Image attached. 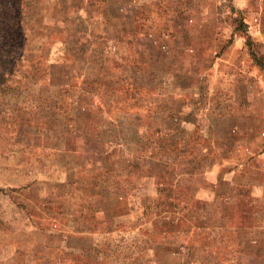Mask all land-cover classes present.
<instances>
[{"label":"rangeland","instance_id":"obj_1","mask_svg":"<svg viewBox=\"0 0 264 264\" xmlns=\"http://www.w3.org/2000/svg\"><path fill=\"white\" fill-rule=\"evenodd\" d=\"M62 2L0 0V264H264V0H140L128 66L148 69L137 39L170 40L153 65L178 91L160 132L129 108L106 172L46 141L49 68L78 31Z\"/></svg>","mask_w":264,"mask_h":264},{"label":"crops","instance_id":"obj_2","mask_svg":"<svg viewBox=\"0 0 264 264\" xmlns=\"http://www.w3.org/2000/svg\"><path fill=\"white\" fill-rule=\"evenodd\" d=\"M130 3L133 4V8H130ZM139 5L140 0H88L87 2L85 0H71V2L63 0L56 8L61 20L67 21L70 14H78V18L73 20V25L78 31L64 30L61 32L63 35L57 32L66 43V53L62 63L53 64L49 68V85L45 94L51 104L57 106L58 113L67 111L63 105L64 100L72 98L75 106H73L70 118L68 114H61L58 118H48L49 131L53 132L46 141L56 139L53 136L54 132L60 134L57 140L63 139L68 146L72 144L73 151L70 154L75 157L80 155L93 157L89 161L95 164L89 167L91 170L97 168L98 158L100 160L109 157L111 151H108L105 142L110 135V139H119L116 136L118 135L121 138L123 136L125 141L129 140V134L125 135L122 131L125 125L123 119L127 121L130 105L128 102L120 104V108H124V112L121 110L120 113L125 117L119 119L111 117V111L119 107L116 101L122 97V94L118 95L117 92L111 90L116 87L123 90L125 87L123 84H127L128 81L126 73L130 67L128 57L123 53V44L126 46L134 40L133 19L138 13ZM161 42L171 44L170 40L165 39H137V50L140 53L145 54L149 50V54L145 56L149 65L148 69L143 72H138L133 66L129 71L130 81L133 79L136 85L143 86L144 91L152 95L150 100L143 99L140 102L142 108L139 109H144L146 114L143 117L149 122L147 128L152 127L153 130L160 129L162 122H170L167 119L164 121L161 119V93L178 91L176 82L173 81L175 85L173 86L167 77V82H162L164 76L162 77L160 70L153 65L158 59L156 45ZM168 53L163 54L165 56ZM174 71L171 70V73ZM84 80L105 84L108 88V95L104 94L103 100L99 102L94 95L84 91L79 92L81 81ZM167 93V97L172 100ZM145 109H152V113H148ZM57 126L60 131L55 129ZM115 129H118L119 134ZM250 138L254 139V135H250ZM123 153L125 151L122 150ZM127 154L128 152L123 155Z\"/></svg>","mask_w":264,"mask_h":264},{"label":"trees","instance_id":"obj_3","mask_svg":"<svg viewBox=\"0 0 264 264\" xmlns=\"http://www.w3.org/2000/svg\"><path fill=\"white\" fill-rule=\"evenodd\" d=\"M242 24L243 23L241 22L240 28L245 29L246 28V25H242ZM136 70L138 72H143V70H142V68L140 66H136ZM123 86H125V87H123V90H120L118 87H116V88H114V89L111 90L112 92L113 91L114 92H117L118 95L122 94V97H119L118 101H116V102L119 103L118 105L128 102L129 105H130L129 108H134V107L142 108V104L140 102L143 99L150 100V98L152 96V95H150L151 93H147V91H144L145 88H143V86L136 85L133 82V79H132V81H130L128 79L127 84H123ZM79 90H80L79 92L84 91L86 93H89V94L94 95V97H96L99 102L101 100H103V98H104L103 95L104 94L108 95V88L106 87L105 84H103V83L100 84V82H94V81H91L90 82L88 80H84L82 82V85L80 86V89ZM155 95H156V93H155ZM161 95H162V98H166L167 97L166 93H164V92H162ZM70 100L71 101L69 102V105L71 106V109L69 110V112L68 111H64L62 113H58L59 111L57 110V106H53L52 104L49 105L48 108H49L50 111H48V114H49L48 118L49 117L58 118L61 114H63V115L68 114V116L70 118L71 112L73 111L72 110V107L75 106V101H73L72 98ZM163 101H165V100H162V102ZM66 103H68V102H65V104ZM99 104H101V103H99ZM164 109H165V107L161 103V105H160V112H161V114H162V112H165V113H168V114H172L173 113L172 111H167L166 112V110H169V108H166L165 110ZM145 110L148 113H150V114L152 113L151 112L152 109H145ZM122 111L124 112V108H123ZM48 118H47V120H48ZM71 120H72V118H71ZM46 125H47V121H46ZM150 128H152V127H150ZM157 132H160V131L157 130ZM157 143H158V145H155V142H154V148L156 147V149H160L161 148V145H160V142L158 141V139H157ZM75 158L78 159V161L79 160H82V161H91V159L93 157L92 156H87V155L86 156L80 155V156L75 157ZM101 159H103L102 160V162H103L102 163V169L99 170L98 168L95 167L94 172H96V171H105L106 172V171H110L111 169L113 170V168L109 166L110 164L108 165V159L107 158H101ZM93 165H95V164H93ZM88 181L90 182V180L83 181V182L82 181L81 182H78V184L76 185V187H79V188H83V187H87V188H89V187H95L94 182L93 183H91V182L89 183ZM108 187H110V186H108Z\"/></svg>","mask_w":264,"mask_h":264}]
</instances>
